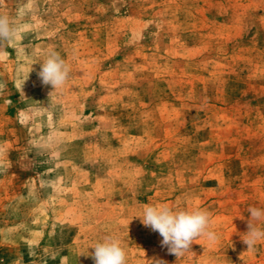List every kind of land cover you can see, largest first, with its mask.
Returning <instances> with one entry per match:
<instances>
[{"label":"rangeland","instance_id":"obj_1","mask_svg":"<svg viewBox=\"0 0 264 264\" xmlns=\"http://www.w3.org/2000/svg\"><path fill=\"white\" fill-rule=\"evenodd\" d=\"M0 264H264V0H0ZM57 52L65 84H41ZM145 205L210 213L177 260ZM255 223V222H254ZM264 228V221L257 224Z\"/></svg>","mask_w":264,"mask_h":264},{"label":"clouds","instance_id":"obj_2","mask_svg":"<svg viewBox=\"0 0 264 264\" xmlns=\"http://www.w3.org/2000/svg\"><path fill=\"white\" fill-rule=\"evenodd\" d=\"M15 35L16 29L10 21L0 16V41H10ZM40 65L37 76L42 85H51L56 89L65 84L70 68L57 52H49ZM248 212V231L243 235L242 240L250 250L255 248L258 241L264 240V228L257 226L259 222L264 221V209L250 207ZM139 218L146 228L159 233L162 237L161 247H166L168 253L175 255L177 260L191 252L192 243L197 239L204 237L212 242L219 239L217 233L210 230L211 216L206 210H173L167 206L145 205L143 214ZM93 248L94 252L91 256L94 264H127L126 252L118 238L105 237ZM151 262L166 264L164 260Z\"/></svg>","mask_w":264,"mask_h":264}]
</instances>
